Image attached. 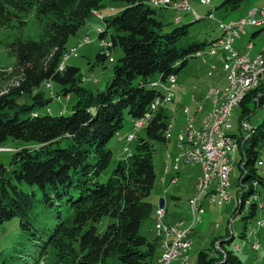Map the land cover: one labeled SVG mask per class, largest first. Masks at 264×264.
<instances>
[{
	"label": "trees",
	"instance_id": "trees-1",
	"mask_svg": "<svg viewBox=\"0 0 264 264\" xmlns=\"http://www.w3.org/2000/svg\"><path fill=\"white\" fill-rule=\"evenodd\" d=\"M151 1L0 0V35L5 36L0 39L13 59L0 71V145L8 138L26 143L12 152L7 166L0 164V231L15 225L18 242L10 247L0 240V264H12L15 250L22 255L20 264H111L110 259L150 264L157 238L149 241L140 228L155 209L149 198L157 179L155 145L169 142L163 105L142 127L144 135L137 137L134 150L114 164L108 142L123 127L126 115L142 118L155 97L162 95L160 84L177 76L190 58L218 39L192 38L190 25L201 17L166 26L156 8L174 10L175 22L185 11L153 7ZM243 1L222 0L215 9H237ZM111 3L124 7L103 18L97 39L110 45L101 44L89 69L109 62L115 46L122 49V56L105 87L92 89L82 84L79 67L65 64L67 55H73L72 48L66 51L67 42L92 11ZM28 24L36 33H24ZM261 29L264 26L252 31L251 37ZM44 82L56 84L57 95L75 97L71 114L32 116L52 100L45 94ZM250 102L255 109L264 106V80L238 104L239 122L252 112ZM239 143V187L232 219L243 213L239 236L246 238L247 222L258 209L257 183L264 185V176L257 173L264 120L247 137L242 134ZM103 217L108 223L100 232L97 224ZM232 239L222 237L216 255L200 249L195 264H243L225 246ZM28 245L32 249L26 252Z\"/></svg>",
	"mask_w": 264,
	"mask_h": 264
},
{
	"label": "rangeland",
	"instance_id": "rangeland-1",
	"mask_svg": "<svg viewBox=\"0 0 264 264\" xmlns=\"http://www.w3.org/2000/svg\"><path fill=\"white\" fill-rule=\"evenodd\" d=\"M188 1L190 6L201 16L200 21H197L190 25L191 36L193 39H207L208 41L218 38L221 34L218 28L219 21L228 22L230 20L243 19L247 17V14L252 9H258L264 6V0H245L237 9L226 10L224 8L215 9V7L219 6L222 0H210V3L207 5L201 4L200 0ZM111 7H113V10H111ZM123 7L124 5L121 3H111L106 4V6L101 8L99 11L104 16H108L119 12ZM156 9L159 14V18L163 21L164 24H166V26H177L193 21L192 13L190 11H185L187 12L186 16L184 15L185 12L180 13L181 19L178 22H175L177 13L174 10L160 8ZM209 11L213 13L214 18L210 19L207 17ZM102 25V21H100L95 15L92 14V16H90L80 27L77 34L71 36L67 42L66 51H69L72 47H74L76 48L77 55H71L65 61V64L79 67L81 73L89 78V80L83 82L82 84L92 89H103L105 87L112 74L113 65L122 56V49L119 46H115L110 49V56L114 59L113 62L105 61L104 65H95L92 66L91 69H89L90 65L94 63L95 55L99 52V49L101 47V44L97 39V27ZM260 28L261 27L247 25L245 26L246 34H240V37L234 36V46L239 53H245V45L249 39L252 41V43H254V47L249 54L250 57H253L255 54L263 51L264 29H261L260 33L255 38H250L251 32H254ZM24 33L32 35L33 33H36V31L33 29L32 25L28 24L24 28ZM85 35L89 36L90 42L84 44L83 46H80L79 39H81ZM4 38L5 36L2 35L1 39L4 40ZM1 39L0 71H4L13 61V59L7 54L4 45L1 43ZM216 48L220 49V46L217 45ZM207 59L209 60L210 64H214L216 66V69L213 70L210 75L209 64L207 65L205 62H202L200 58H190L186 67L177 74V83L179 84L172 89L174 102L163 104V110L168 115V123L170 124L169 130L167 132L169 142L157 143L155 145L156 151L153 158L157 179L149 198L154 207H158L159 200L161 198L165 202H167L166 220L174 222L172 224H178V222L180 221L176 222V220L183 219L185 221V223H182L183 228H188L192 225V214H190L191 204L189 200L192 199L193 196L194 199L196 198V194L194 195V190L196 191V181L198 176L202 174V170L199 164H190L182 161L178 171L177 183L169 185V180L173 175V171H167V169L164 167V159L167 152L175 153L174 155H179L178 152L180 151V148L177 147V132L179 129H182L185 126L187 127V119H193V124L196 127V131L199 130L204 124H208L209 127H212V116L210 112L212 104L211 102L206 101L205 96L201 93L210 86L214 87L223 85L225 76L227 75V71L222 68V62L219 58L212 59L207 56ZM230 63L231 62L229 61V64ZM93 77L97 79L96 83L92 82ZM194 84H196L199 88V90L195 91V93L191 88ZM58 88L59 87L56 84H53L54 91H56ZM44 91L47 97L51 96L49 89H44ZM74 100L75 97L73 95H70L68 99H66L65 96L61 95L60 99L57 100L56 98H53L48 102L47 106L39 109L38 111L40 113H46L47 108H49L52 114L62 113L64 115H69L71 114ZM198 100L202 102V106L200 103V106L202 108H200L199 110ZM215 103V110H222V108L225 106V97L219 99L218 101L216 100ZM248 106L252 110V112L248 114V117L246 119L251 127H256L264 120V106H259L257 107V109H255V106L251 102L248 104ZM185 107L189 108L190 113H184L183 110ZM194 113H197V119L201 118L202 116L203 117L199 120H196L194 116H190ZM231 115L232 116L230 117V119L232 121V129L230 130V132L233 133L234 131H237L236 133H238V127L240 125L239 120L241 118V106L236 105L232 110ZM128 133H133L136 138L128 142L126 140V136ZM197 134L199 135V133ZM197 134L196 137H198ZM143 135L144 130L142 128L133 129L132 118L126 115L123 127L108 142V147L113 152L111 163L114 164L117 159L123 157L126 154V152H124L125 147L128 149V152H132L138 142L137 137H141ZM24 145H26V143L22 140L8 138L1 146H11L13 148L6 150L7 152L0 151V164L7 166L10 161L12 152ZM231 154L235 155L233 167L229 175V195L231 196V201L229 203L223 204L222 207H219L215 201V203L208 202V197L205 198L206 196H204V198L203 196L199 198V202L202 203V206L205 210L201 218L202 220L201 222H198L194 225L195 228L190 234L189 238V248L186 251L182 252L178 259L173 261L172 264H183L182 259L184 258L186 259L187 264H195L196 255L200 249H204L206 252L216 255L217 244L219 240H221L222 237L225 236H233L231 242L228 244L225 243V246L229 249L234 250L239 260L243 264H263L264 225L262 226L261 224H264V185L257 183V198L255 202L257 203L258 209L255 216L249 219L246 225V232L252 233V235L249 239L240 237L239 233L243 225L241 215H243V213L235 214L233 217L234 219H232V212L236 205L237 188L239 187L238 177L240 174V169L238 167V161L240 160V151L238 149L236 153ZM258 159L262 160L263 165H257V173L261 176H264V147L259 149ZM216 176H218V172L216 173ZM206 190L209 191L210 186ZM217 200H219L218 197ZM107 223L108 219L106 217H103L100 223L97 224L98 230L102 232L105 229V225ZM2 231L4 233H2ZM2 231H0V240L3 238L5 241V245L14 247V245L18 243L17 239L15 238L17 227L15 225H12L6 227ZM140 231L148 238L149 241H156V233L154 231V215H152L149 220L143 222ZM254 239L258 240L260 244L259 249L251 248L250 244ZM236 246H238L239 249L236 248ZM26 247V252H29L32 249V247H30L29 245ZM162 253L163 249L160 247L159 241H157L155 254L152 257L150 264H155V256ZM36 254L37 253L34 252L35 256H37ZM12 255V264H20L22 258H18V256L21 254H18L15 250L12 251ZM110 262H112L111 264H120L114 259H110Z\"/></svg>",
	"mask_w": 264,
	"mask_h": 264
},
{
	"label": "built area",
	"instance_id": "built-area-1",
	"mask_svg": "<svg viewBox=\"0 0 264 264\" xmlns=\"http://www.w3.org/2000/svg\"><path fill=\"white\" fill-rule=\"evenodd\" d=\"M203 4L209 3V1H200ZM156 6L158 7H168L170 2L168 0H156ZM180 11H190L192 12L195 19H199L200 16L191 9L190 5H185L181 3L179 8H175ZM256 26L260 27L264 25V6L258 9H252L251 14H247V17L239 20H231L228 22L219 21L218 28L220 32L223 33V40L217 41L211 45V50L207 51V55L215 56L220 54L223 67L227 68V75L224 79V84L222 86V94H214L212 87H210L205 93V98L211 101V116H212V131H203V126L200 131V140H193V133H189V141L187 145H179V135L182 132H189V122H187V127L184 131L178 132V146L181 148L179 156L185 158V161L191 163H199L202 168V174L200 176H206L207 182L210 185V193L200 192V188H197L195 194H213V202L215 197H222V205L230 202L231 196L229 195V175L233 167V161L235 160V155L230 158V160H222L221 146H234L235 153L239 147L238 136L229 134L231 128L230 111L234 109L236 105L241 103L245 96H243V88H250L253 90L257 87V80L264 79V54L261 53L260 57H254V63L252 64H242L241 56L244 54H250L248 51L244 54H239L234 47V36H239L245 33V26ZM100 30V29H99ZM220 46L221 50L218 52L216 46ZM251 43L247 44V48H251ZM75 55V49L71 52ZM203 52L199 51L195 55L196 57L203 58ZM68 58V55H67ZM66 58V59H67ZM229 59H236V66H229ZM63 65L61 66V68ZM214 66L211 65V69ZM95 80V79H94ZM47 87H50V83H46ZM163 86L167 87L169 90L170 86H177L176 76L170 75ZM196 87L194 86L193 89ZM217 96L225 97V106L223 110H215V98ZM161 96H156L150 105L149 111L141 119L133 120V126L135 129L140 128L144 122H146L153 112H155L159 106L164 103ZM200 103V102H199ZM185 111V110H184ZM35 115V113H34ZM243 130L248 132L250 124L246 121L241 122ZM134 138L133 134L127 136V140ZM192 141H199V149H192ZM170 155V153H169ZM210 158L219 159L220 166V179H212L210 171ZM258 164H262L259 162ZM177 170V169H175ZM176 180H172L175 182ZM191 205H193V214H195V222L185 233H191L195 223L201 221L203 210H197L194 204V197L191 199ZM163 216V208L158 207V217L165 218ZM261 224V223H260ZM156 226V224H155ZM169 229H176V224H170ZM189 244H185L181 241V234H177V239L173 240L169 247L165 249V256L162 258V264H172L173 261L177 260L182 252L188 249ZM251 247L255 248V242H252ZM183 263L187 264L186 259H183Z\"/></svg>",
	"mask_w": 264,
	"mask_h": 264
},
{
	"label": "bare ground",
	"instance_id": "bare-ground-1",
	"mask_svg": "<svg viewBox=\"0 0 264 264\" xmlns=\"http://www.w3.org/2000/svg\"><path fill=\"white\" fill-rule=\"evenodd\" d=\"M182 1L185 5H189L187 0H181L180 2H172V1L168 0V2H170V6L174 7V8H179V6H181ZM200 1H209V0H200ZM151 3L153 5V7L154 6L158 7L155 4L156 0H152ZM248 14H251V11H249ZM222 40H223V33L221 32L220 37L217 41H222ZM251 47H252V45H251ZM73 49L74 48H72L70 50V53L73 51ZM210 50H211V46L208 48L207 51H210ZM260 56H261L260 53L255 54L253 57H250L249 54H244V56H241V63L242 64H252V63H254V57H260ZM64 57H66V55H64ZM112 61H113L112 58H110L109 62H112ZM229 61L231 62L229 64V66H236V59H229ZM61 66H60V68H61ZM223 68L227 71V68H225V67H223ZM262 80H264V79H258L257 85H259L260 81H262ZM174 87L175 86H170L169 90H168L167 87H164L162 84H160V88H161V92H162L161 97H162V101H165L164 103H168V102L172 101V99H173L172 89ZM249 90H250V88H243V96H245ZM212 91L214 94H222V86H214V87H212ZM223 97L224 96H217L215 98V101L216 100L218 101L219 99H221ZM206 100H208V99L206 98ZM200 108H202V107L199 105V109ZM149 109H150V107H149ZM184 110L183 111L185 114L189 113L188 107H185ZM222 110H223V108H222ZM231 112H232V110L230 111V117H231ZM133 120H135V119H133ZM190 120L191 119H187V122H189ZM184 129H186V126L183 129H181L180 131H184ZM200 129L197 131H200ZM252 130H253V128L250 126V128L248 129L247 135H249L252 132ZM197 131H196V127L193 124V119H192L189 123V132H182L179 135V145H187L188 144L189 133H193V140H200V133L198 135L196 133ZM203 131H212V127H209L208 124H204L203 125ZM196 134L198 135V137H196ZM132 139L133 138H130L129 141H131ZM238 145H240L239 138H238ZM192 149H199V141H192ZM221 153H222V160H230V158H232V156H233L231 153H235V147L234 146H221ZM173 158H174V164H173ZM166 159L171 160L172 168L175 170V169H178L179 164H180L181 159H182V156L173 155V154L169 155V153H167ZM210 171L212 172L211 173L212 179H220L219 159L210 158ZM217 172H218V176H216ZM172 180H176V178H173ZM209 186L210 185H209V182H207L206 176H199L198 177L197 182H196V190H197V188H200V192L210 193V190L209 191L206 190L209 188ZM202 196H203V194H196L195 195L196 198L194 199V204L196 205L197 210H203V213H204V209L201 206V203L199 202V198H201ZM204 196L208 197L209 202H213V194H204ZM218 198H219V200H217V197H215L214 201L217 203V205L219 207H221L222 206V197H218ZM190 204H191V199H190ZM190 211L192 214V225L191 226H193V223L195 222V214H193V205H191ZM203 213H202V215H203ZM163 216H166L164 208H163ZM157 217H158V208L155 210V224H156V226H155L154 231H156V235L159 238V242H160V245L163 249V253L159 256L156 264H162L161 260L165 256V249H166V247H169V245L172 243L173 240L177 239V234H181V241L185 244H189L188 245V248H189V246H190L189 233H185V231L188 230L191 226L188 228H183L182 227L183 221H180V222H178V224H176V229H169L168 230V226L172 223L167 222L165 218H160L157 221ZM255 248L256 249L259 248L258 243H255Z\"/></svg>",
	"mask_w": 264,
	"mask_h": 264
},
{
	"label": "crops",
	"instance_id": "crops-1",
	"mask_svg": "<svg viewBox=\"0 0 264 264\" xmlns=\"http://www.w3.org/2000/svg\"><path fill=\"white\" fill-rule=\"evenodd\" d=\"M186 16V15H185ZM250 38L252 39V37H251V35H250ZM248 41H251L250 39L248 40ZM247 44V43H246ZM253 47H254V43H253ZM253 47H252V49H253ZM251 49V50H252ZM261 52H264V49H263V51H261ZM253 55V54H252ZM206 90V89H205ZM203 93H205V91H203L201 94H203ZM201 97V96H200ZM206 99V98H205ZM193 116V115H192ZM195 117V116H194ZM133 121V120H132ZM6 148H8V149H12L13 147H11V146H6ZM3 152H7L6 150H4ZM175 198V197H174ZM160 254H158V255H156L155 256V262H156V260H157V257L159 256Z\"/></svg>",
	"mask_w": 264,
	"mask_h": 264
},
{
	"label": "water",
	"instance_id": "water-1",
	"mask_svg": "<svg viewBox=\"0 0 264 264\" xmlns=\"http://www.w3.org/2000/svg\"><path fill=\"white\" fill-rule=\"evenodd\" d=\"M158 206H160V207L163 206V200H162V198L159 200V205Z\"/></svg>",
	"mask_w": 264,
	"mask_h": 264
}]
</instances>
